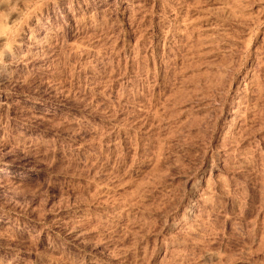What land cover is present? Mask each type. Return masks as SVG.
<instances>
[{
	"label": "rangeland",
	"instance_id": "rangeland-1",
	"mask_svg": "<svg viewBox=\"0 0 264 264\" xmlns=\"http://www.w3.org/2000/svg\"><path fill=\"white\" fill-rule=\"evenodd\" d=\"M0 264H264V0H0Z\"/></svg>",
	"mask_w": 264,
	"mask_h": 264
},
{
	"label": "bare ground",
	"instance_id": "bare-ground-1",
	"mask_svg": "<svg viewBox=\"0 0 264 264\" xmlns=\"http://www.w3.org/2000/svg\"><path fill=\"white\" fill-rule=\"evenodd\" d=\"M2 173H4V171L3 170H0V174H2Z\"/></svg>",
	"mask_w": 264,
	"mask_h": 264
}]
</instances>
